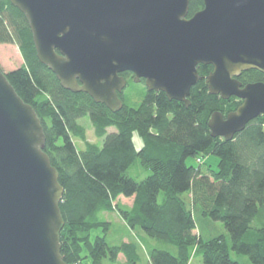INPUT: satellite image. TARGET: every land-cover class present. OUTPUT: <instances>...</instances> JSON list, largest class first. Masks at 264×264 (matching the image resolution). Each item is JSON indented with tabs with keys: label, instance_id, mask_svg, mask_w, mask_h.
Wrapping results in <instances>:
<instances>
[{
	"label": "trees",
	"instance_id": "16d2710c",
	"mask_svg": "<svg viewBox=\"0 0 264 264\" xmlns=\"http://www.w3.org/2000/svg\"><path fill=\"white\" fill-rule=\"evenodd\" d=\"M202 9L201 0H189L188 17ZM0 45H15L21 54L22 66L5 75L40 118L44 152L58 172L60 253L66 264H116L119 255L135 264L140 245L149 246L148 264H193L197 257L202 264H242L232 253L264 264V116L231 141L212 138L211 115L226 116L241 101L210 95L204 79L191 88L188 106L162 92H146L137 108L112 113L60 86L38 61L28 22L9 0H0ZM197 71L205 78L212 67L200 65ZM238 80L264 83V74L251 70ZM84 118L104 137L100 146L87 142L79 125ZM109 128L115 132L107 133ZM209 155L218 158L217 170L202 167L201 158ZM191 159L197 166L187 164ZM132 168L149 174L137 181L128 174ZM184 193L190 194L191 208ZM119 197L132 200L131 206H119ZM192 207L223 224L229 241L224 235L202 236ZM103 213L117 214L132 232L129 242L107 243L111 223L99 218Z\"/></svg>",
	"mask_w": 264,
	"mask_h": 264
},
{
	"label": "water",
	"instance_id": "95a60500",
	"mask_svg": "<svg viewBox=\"0 0 264 264\" xmlns=\"http://www.w3.org/2000/svg\"><path fill=\"white\" fill-rule=\"evenodd\" d=\"M201 1L189 18V0H9L28 22L38 61L64 90L115 113L122 72L185 106L204 79L210 95L241 101L208 121L212 138L231 141L264 116V83L237 80L264 74V0ZM200 65L212 67L205 78ZM44 145L40 118L0 69V264H66L63 189Z\"/></svg>",
	"mask_w": 264,
	"mask_h": 264
},
{
	"label": "rangeland",
	"instance_id": "374dc122",
	"mask_svg": "<svg viewBox=\"0 0 264 264\" xmlns=\"http://www.w3.org/2000/svg\"><path fill=\"white\" fill-rule=\"evenodd\" d=\"M23 64V59L21 57V54L15 45H0V69L3 73H8L10 71L16 70L20 68ZM146 94V88L144 85H133L131 86L125 93H124V101L125 106L130 108H137L140 104V102L143 100L144 96ZM79 125H81L85 131L86 134V140L87 142L91 144L101 145L103 142V138H98L94 130L87 118L80 119ZM107 133H113L115 132L114 128H109L106 131ZM74 142L78 148H83V145L74 139ZM201 164L203 168L210 167L212 170H217V164L219 162L218 158L209 155L206 157L201 158ZM188 165H194L197 166V163L195 160H188ZM137 170L140 173L139 177L136 176ZM128 174L135 178L137 181L143 180L146 176H148V171H143L141 169L132 168L128 171ZM182 199L186 203L188 207L191 208V197L189 193H184L181 195ZM117 203L119 206L123 207H130L132 204V200L124 199L123 197H119L117 199ZM192 211H194V216L196 220V226H198L199 230L202 233V236L207 238L217 237L220 235H224L226 239L229 241V236L224 229L223 224L219 222H212L208 218H203L201 215V211L199 207H196L195 210L192 207ZM99 218L102 220H105L107 222L111 223V229L109 233L107 234L106 241L107 243L112 245H118L121 242H123L124 239L128 238L131 239L132 232L128 229V227L118 218L117 214L115 213H103L99 215ZM99 234V232L93 233V235ZM149 246L145 245V248ZM231 257L233 259L238 260L242 264H250L247 257L243 256H237L235 254H231ZM123 261V260H122ZM116 264H122L116 263ZM132 264V263H128ZM135 264H148V260L146 257V253L143 254V252H139V260ZM193 264H202L201 258L197 257L195 258Z\"/></svg>",
	"mask_w": 264,
	"mask_h": 264
},
{
	"label": "flooded vegetation",
	"instance_id": "af4514ba",
	"mask_svg": "<svg viewBox=\"0 0 264 264\" xmlns=\"http://www.w3.org/2000/svg\"><path fill=\"white\" fill-rule=\"evenodd\" d=\"M119 76L124 80V82H125V87L122 89V91L120 92V93H118V98L120 99V101L122 102V104H123V106H122V108L125 106V99H124V93L131 87V86H133V85H136V84H138V85H144L145 86V80L144 79H140V80H138V82H136V78H135V75L132 73V72H130V71H125V72H122V73H120L119 74ZM241 76V75H240ZM239 76V77H240ZM239 77H238V79H239ZM237 79V80H238ZM239 81V80H238ZM240 82V81H239ZM241 83V82H240ZM242 84V83H241ZM249 84H251V83H249ZM243 86H245V85H247V84H242ZM145 88H146V86H145ZM146 92H148L147 91V88H146ZM152 92H154V91H152ZM156 93V92H155Z\"/></svg>",
	"mask_w": 264,
	"mask_h": 264
},
{
	"label": "crops",
	"instance_id": "0c3cea01",
	"mask_svg": "<svg viewBox=\"0 0 264 264\" xmlns=\"http://www.w3.org/2000/svg\"><path fill=\"white\" fill-rule=\"evenodd\" d=\"M136 144H137V146L139 147V143L137 142ZM118 218H119V217H118ZM199 232L201 233L200 230H199ZM129 240H130V239L126 238V239L123 240V242H124V243H127V242H129ZM148 243H150V241H148ZM151 244H154V243H151ZM140 251L143 252V254L146 253V257H147V252H146L147 250H146L142 245H140ZM140 251H139V252H140ZM122 260H123V261H122ZM147 260H148V258H147ZM121 262H122V264H128V262L126 261V259H125V257H124L123 255H119L118 260H117L116 263H121Z\"/></svg>",
	"mask_w": 264,
	"mask_h": 264
}]
</instances>
